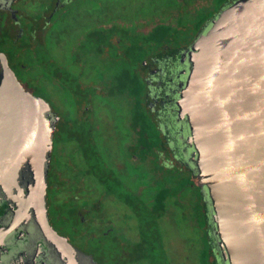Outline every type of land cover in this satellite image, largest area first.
Segmentation results:
<instances>
[{"label":"flooded vegetation","instance_id":"flooded-vegetation-1","mask_svg":"<svg viewBox=\"0 0 264 264\" xmlns=\"http://www.w3.org/2000/svg\"><path fill=\"white\" fill-rule=\"evenodd\" d=\"M243 1L0 0V55L49 131L36 174L0 179V264H229L181 99Z\"/></svg>","mask_w":264,"mask_h":264},{"label":"water","instance_id":"water-1","mask_svg":"<svg viewBox=\"0 0 264 264\" xmlns=\"http://www.w3.org/2000/svg\"><path fill=\"white\" fill-rule=\"evenodd\" d=\"M182 93L229 264H264V0L227 11L197 44ZM42 106L0 55V179L41 168L49 131Z\"/></svg>","mask_w":264,"mask_h":264}]
</instances>
